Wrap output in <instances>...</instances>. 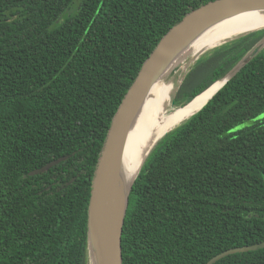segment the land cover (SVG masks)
Returning <instances> with one entry per match:
<instances>
[{"label": "trees", "instance_id": "obj_1", "mask_svg": "<svg viewBox=\"0 0 264 264\" xmlns=\"http://www.w3.org/2000/svg\"><path fill=\"white\" fill-rule=\"evenodd\" d=\"M213 0H0V264H89L88 206L112 119L143 63ZM264 29L202 54L182 106ZM264 242V48L167 133L130 194L123 264H207ZM214 264H264V247Z\"/></svg>", "mask_w": 264, "mask_h": 264}, {"label": "water", "instance_id": "obj_2", "mask_svg": "<svg viewBox=\"0 0 264 264\" xmlns=\"http://www.w3.org/2000/svg\"><path fill=\"white\" fill-rule=\"evenodd\" d=\"M254 10L264 13V0L210 1L190 11L180 22L174 25L162 37L150 56L143 63L136 79L112 119L96 165L88 206L87 251L89 264H123L122 235L130 194L151 152L167 133L197 113L232 77L264 48V36L224 77L219 79L224 80L222 86L198 110L176 126L171 127L156 141L135 176L131 179L129 187L122 190L121 183L124 181L122 166L127 136L137 123L138 116L147 98L150 96L152 88L162 79L166 83H169L168 79H171L169 84H173L171 101L173 105V99L180 83L199 57L206 51L234 38L220 44L215 43L212 46L201 49L197 53L191 51L187 54L186 51L188 48H191L198 37L207 31L208 28L212 27L214 23L224 18ZM260 29H264V26L253 31ZM250 32L239 36L246 35ZM190 60H192V63L189 64L188 69L182 75L181 81L174 82L170 76L172 77L176 74L177 69L181 66L184 68V65H188ZM198 95L182 106L189 105ZM263 247L264 242L231 248L214 256L207 264H214L219 259L233 253L256 250Z\"/></svg>", "mask_w": 264, "mask_h": 264}, {"label": "bare ground", "instance_id": "obj_3", "mask_svg": "<svg viewBox=\"0 0 264 264\" xmlns=\"http://www.w3.org/2000/svg\"><path fill=\"white\" fill-rule=\"evenodd\" d=\"M263 26L264 13L258 10L221 19L202 33L186 53L191 51L197 53L215 43L220 44ZM223 83L224 80H218L200 93L189 105L182 107H176L171 103L173 84L166 83L162 79L152 88L151 94L138 116L137 123L127 136L122 166L124 178L121 183L122 190L129 187L131 179L156 141L171 127L176 126L198 110ZM163 86L165 87L163 88Z\"/></svg>", "mask_w": 264, "mask_h": 264}, {"label": "rangeland", "instance_id": "obj_4", "mask_svg": "<svg viewBox=\"0 0 264 264\" xmlns=\"http://www.w3.org/2000/svg\"><path fill=\"white\" fill-rule=\"evenodd\" d=\"M190 63H192V60H190L189 62H188V65H184V68H182V66L180 67V68H178L177 69V73L176 74H172L173 76L171 77L170 76V78H172L173 80H174V82H180L181 81V79H182V75L185 73V71L188 69V66H189V64ZM175 72V71H174ZM169 81V83L171 82L170 80L171 79H168ZM165 86H163V88H164ZM162 88V89H163Z\"/></svg>", "mask_w": 264, "mask_h": 264}]
</instances>
